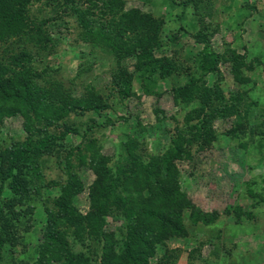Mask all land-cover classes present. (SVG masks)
Here are the masks:
<instances>
[{"label": "rangeland", "instance_id": "374dc122", "mask_svg": "<svg viewBox=\"0 0 264 264\" xmlns=\"http://www.w3.org/2000/svg\"><path fill=\"white\" fill-rule=\"evenodd\" d=\"M65 4V12L43 0L27 4L32 20L54 22L41 26V39L34 25L0 39V61L26 83L14 93L7 88L0 112V264H67L69 252L81 254L83 264H101L108 244L120 257L134 223L124 217L122 202L100 214L90 206V188L101 184L95 179L103 171L100 164L96 169V155L111 157L106 170L122 161L116 158L122 142L133 139L132 152L148 160L168 149L174 133L187 137L194 121L183 118L186 112L201 116L211 109L205 145L185 146L187 154L166 174L169 184L145 206L170 210L185 235L161 238L147 251V264H264V0ZM73 7L85 12L88 31ZM20 50L27 59L11 65L8 59ZM152 59L165 62L167 73L148 69ZM141 62L147 78L137 71ZM7 71L1 78L11 75ZM123 85L130 95L121 104ZM186 86L196 93L175 102ZM16 145L21 156L11 163L7 150ZM71 180L79 192L64 186ZM64 188L73 213L94 212L95 225L48 224L62 209L55 202ZM177 201L219 216L192 225L188 208L172 212ZM48 229L60 237L57 243H47ZM51 247L57 252L43 259Z\"/></svg>", "mask_w": 264, "mask_h": 264}, {"label": "trees", "instance_id": "16d2710c", "mask_svg": "<svg viewBox=\"0 0 264 264\" xmlns=\"http://www.w3.org/2000/svg\"><path fill=\"white\" fill-rule=\"evenodd\" d=\"M32 1L33 0H0V39H3L5 36H19L26 34L29 31V27H32L33 25L35 30L34 36L36 39H41V26L49 20H51V22L53 21L49 17L42 18L37 22L32 20L26 13V6ZM66 2H68V0H43L44 6H50L54 12H58V10L65 12L67 10L65 4ZM72 10L78 23L82 25L85 31H88L89 26L87 24L90 25V21L86 19L85 12L76 7H73ZM45 38L49 39L47 35ZM142 52L140 54H142ZM23 59H27V57H25L23 52L20 50L16 55L11 56L8 61L11 65H19ZM234 61L236 62V58H234ZM164 63L159 59H152L148 65V69L152 71L157 70L159 74L163 76L167 73V69L163 65ZM144 64V62H141L137 66V71L139 72V75L146 72L145 77L147 78L149 71L144 67ZM5 66L10 70L11 75L1 78L2 74L5 75L6 72H8ZM18 72L19 71H15L13 73L12 68L0 61V112L4 109V104H2L3 101L5 102V99L8 98L7 95L9 93L7 88H9V92L14 93L17 85L26 86V83H22L21 76ZM141 86L145 89L147 94L151 92L148 83L143 82L141 83ZM191 88L192 87L189 89L186 86V88L179 89L176 95L173 96L175 102H184V100L191 95V91L195 90L197 87L193 90H191ZM25 92L27 94L29 89ZM194 93H196V90ZM117 94L119 101H121L120 103L122 104L125 99H128L130 89L128 86L123 85L117 89ZM93 108H96V106H93ZM153 112H156V107L153 108ZM199 114L200 113L196 112V110L186 112L183 118L188 119L191 117L189 120L194 121V124H187V128L185 129L187 131V137H183L180 133H174L171 138V145L168 149L155 156H150L148 160H145L139 154L132 152L134 151L133 146L135 145L133 139H129L127 142H122V145H120L121 150H117L116 152V158H120L122 161H117V165H112V167L107 168L106 170L104 165L111 159V157H108L107 155H96L95 158L100 161L95 163L96 169L98 168L97 164H100L103 167V171L95 179L96 183L101 184L90 188V206L97 208L95 210L100 214L105 213V208L108 209L109 206L114 205L118 206L122 202L124 207L123 212H125L124 217H127L134 223L131 227V231L129 232V236L124 241L123 251L121 250L119 252L121 256H115L113 244H108L106 247L107 252L103 257H101V264H147L145 257L147 251L152 250L156 242H158L161 238L166 237L168 234H173L175 236L185 235L184 229H182V227L175 222L170 210H146L145 206L146 204L153 203V199L151 198L155 195L154 192H158L160 189L164 190L163 186L169 184L170 181H166L165 179L166 174H168L169 171H172L173 160L181 158V152L182 154H187L188 149L185 146L193 144L197 148H202L205 145V140L208 138L209 131L211 130V123L213 120L212 117L214 116L213 110L211 109L206 114L201 112V116H199ZM234 126H239V123ZM177 142L178 144H176ZM18 148V145L10 146L7 150V157L11 163L14 162L15 158L20 159L21 155L18 157L20 151H18ZM93 157L94 156L92 155L91 158ZM73 182L76 181H67L64 186L69 185L70 187H74L75 184ZM150 183H152L151 186ZM75 190L79 192L80 188L78 189V187L75 186L73 191ZM143 190L148 193L145 195L146 197L144 196L145 192L143 193ZM64 191L65 188L57 197L55 202L62 209L59 210L55 216L49 217L48 224L50 226L55 225L57 224V221L67 219L68 222H71L78 227H82L84 221L91 223V225H95L97 218L93 216L94 212H89L87 217L82 216L79 213L78 215L73 213L75 211L71 208V199H67V194ZM121 194L123 195V199L120 197ZM183 208H188L189 213L187 219L192 225H196L198 223L208 224L215 221L219 216V213L216 211H201L189 202L180 203L178 201L174 204L172 212L179 214ZM67 209L69 210L68 212L65 211ZM226 213H228V211L224 209V214ZM97 227L93 228V230H98L99 227ZM100 234L104 239V235L102 233ZM46 238L47 243L54 244L57 243L60 237L57 238L56 235L51 233L48 229ZM1 246L2 240L0 238V249ZM51 248L52 250L48 258L45 256L43 259L48 260L50 256L57 252L54 247ZM44 254L46 255V252H44ZM82 260L83 257L81 254L71 252L68 253V257L66 259L68 262L67 264H83Z\"/></svg>", "mask_w": 264, "mask_h": 264}]
</instances>
